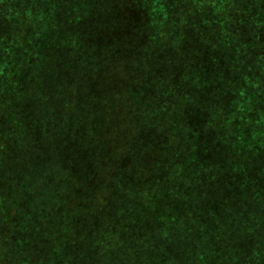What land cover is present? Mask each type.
Segmentation results:
<instances>
[{
  "label": "trees",
  "instance_id": "1",
  "mask_svg": "<svg viewBox=\"0 0 264 264\" xmlns=\"http://www.w3.org/2000/svg\"><path fill=\"white\" fill-rule=\"evenodd\" d=\"M0 264H264V0H0Z\"/></svg>",
  "mask_w": 264,
  "mask_h": 264
},
{
  "label": "rangeland",
  "instance_id": "2",
  "mask_svg": "<svg viewBox=\"0 0 264 264\" xmlns=\"http://www.w3.org/2000/svg\"><path fill=\"white\" fill-rule=\"evenodd\" d=\"M148 9V8H147ZM148 12L151 14L153 11L152 10H150V9H148Z\"/></svg>",
  "mask_w": 264,
  "mask_h": 264
}]
</instances>
